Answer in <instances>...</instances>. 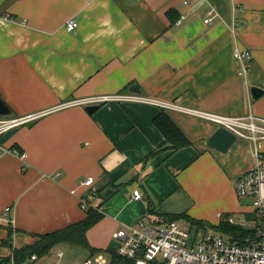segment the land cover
Wrapping results in <instances>:
<instances>
[{
  "label": "crops",
  "instance_id": "obj_1",
  "mask_svg": "<svg viewBox=\"0 0 264 264\" xmlns=\"http://www.w3.org/2000/svg\"><path fill=\"white\" fill-rule=\"evenodd\" d=\"M0 16L8 17L0 20V97L14 118L48 112L3 145L23 159L0 150V259L82 221L81 199L91 188L103 218L87 239L106 254L119 246L117 230L163 215L247 223L250 200L238 198L235 182L253 168L255 148L264 155V139H237L222 153L208 145L220 127L189 111L264 118V95L250 93L264 90V0H0ZM73 17L79 26L70 32ZM236 47L252 54L246 77ZM129 85L181 107L166 112L187 147L168 148L153 123L158 106L59 108L126 94ZM89 178L91 188L82 185ZM137 189L139 201L131 199ZM66 255L67 264L89 258ZM45 258L29 262L54 263Z\"/></svg>",
  "mask_w": 264,
  "mask_h": 264
},
{
  "label": "built area",
  "instance_id": "obj_2",
  "mask_svg": "<svg viewBox=\"0 0 264 264\" xmlns=\"http://www.w3.org/2000/svg\"><path fill=\"white\" fill-rule=\"evenodd\" d=\"M213 11L208 12L205 23L212 22ZM8 17L0 16V20ZM79 24L76 18H70L66 23L68 31L73 32ZM235 58L240 62L239 75L246 77L248 64L252 60V54L248 50H241L236 47ZM108 102H130L158 106L163 110L181 109V107L162 100L149 98L141 94L128 92L126 94L101 95L85 98L75 102L59 106L68 107L72 105H101ZM191 114L208 120L219 127L225 128L233 133L238 139H247L253 142L264 139V118L249 113L245 116H226L203 111L190 110ZM48 112H41L21 118L0 116V137L13 129L32 122ZM0 150L5 154H14L24 158L17 150L8 151L0 144ZM255 163L246 174L235 182V192L238 198L250 200L252 214L258 218L256 237L246 241V244L239 245L231 243L220 234L194 233L190 223L186 220L175 221L168 224H156L149 222H138L134 225H126L114 233V238L119 246L116 254L119 257L129 259L135 264H264V155L254 150ZM94 183L93 178L82 182L89 188ZM98 196V191L92 189L87 197L81 199L83 210L97 208L92 204ZM132 200L142 199L140 190H134ZM5 210V214L10 212ZM231 223L242 226H254L255 222L237 223L230 217ZM103 254L89 257L84 260L73 261L70 264H106ZM64 253H59L56 262L53 264H67L64 260ZM37 260L36 256L32 261ZM11 264H15L13 257Z\"/></svg>",
  "mask_w": 264,
  "mask_h": 264
},
{
  "label": "trees",
  "instance_id": "obj_3",
  "mask_svg": "<svg viewBox=\"0 0 264 264\" xmlns=\"http://www.w3.org/2000/svg\"><path fill=\"white\" fill-rule=\"evenodd\" d=\"M129 85L128 87H130ZM155 127L164 135L169 149L177 151L181 148L187 147L190 141L182 133V131L172 122L165 110L155 117L153 121ZM15 146H12V150ZM155 152L152 153L155 154ZM103 218V213L100 207L89 208L86 210V217L77 223L67 226L63 229L53 231L51 233L38 235V241L33 245H27L22 248H13L12 256L0 259V264H11L13 257L15 264H32V257L42 258L50 254L51 250L58 245L68 247H78L84 249L89 254V257H94L99 253H105L104 250L92 247L87 239V232L95 226ZM230 216H222L218 225L210 224L196 220L188 216L186 213L182 214H169L157 218L153 223L168 224L175 221L186 220L190 223L192 229L196 228V233L204 232L207 228L214 230L216 233L224 236L231 243L244 245L247 240L256 237L258 228V218L255 214H248L247 221L255 222L254 226H242L230 222ZM153 221V220H152ZM13 231L8 230L7 245L11 246V238ZM110 264H135L134 261L119 257L116 253L111 252Z\"/></svg>",
  "mask_w": 264,
  "mask_h": 264
},
{
  "label": "water",
  "instance_id": "obj_4",
  "mask_svg": "<svg viewBox=\"0 0 264 264\" xmlns=\"http://www.w3.org/2000/svg\"><path fill=\"white\" fill-rule=\"evenodd\" d=\"M132 93L140 94L141 89L138 85H133L129 88ZM251 98L253 100H258L264 95V90L258 87H252L250 90ZM99 108V105H89L87 106V111L93 113ZM0 116L10 117L12 116V110L8 104L0 97ZM17 129H13L8 133L0 137V144L4 145L8 142L17 132ZM237 137L225 128L220 127L216 132L209 138L208 145L211 148L217 149L222 153H226L230 147L237 141Z\"/></svg>",
  "mask_w": 264,
  "mask_h": 264
},
{
  "label": "rangeland",
  "instance_id": "obj_5",
  "mask_svg": "<svg viewBox=\"0 0 264 264\" xmlns=\"http://www.w3.org/2000/svg\"><path fill=\"white\" fill-rule=\"evenodd\" d=\"M8 142H6V144ZM6 144H4V145H6ZM196 231H197V229L196 228H193V232L195 233ZM204 232L218 234L214 230L209 229V228H207L206 230H204ZM75 250H77L79 252L81 251V252L79 253V252H77ZM61 251H63L64 253L66 252V254H67V255L65 254L66 255V258H68L67 256H73V259H83L84 254H86V252H87L84 249H81V248H78V247H68V246L58 245V246H56L55 248H53L51 250V252H50L49 255L45 256L46 258L45 257H42V258H39V259L41 260V259L45 258V262H50V263L55 262L57 260V254L59 252H61ZM102 256L106 260V264H110V260L111 259H110L109 254L104 253ZM32 263L34 264L36 262H32Z\"/></svg>",
  "mask_w": 264,
  "mask_h": 264
}]
</instances>
